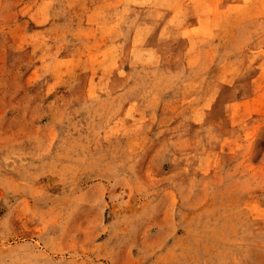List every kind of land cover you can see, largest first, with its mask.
Instances as JSON below:
<instances>
[{"label": "rangeland", "instance_id": "374dc122", "mask_svg": "<svg viewBox=\"0 0 264 264\" xmlns=\"http://www.w3.org/2000/svg\"><path fill=\"white\" fill-rule=\"evenodd\" d=\"M0 264H264V0H0Z\"/></svg>", "mask_w": 264, "mask_h": 264}]
</instances>
